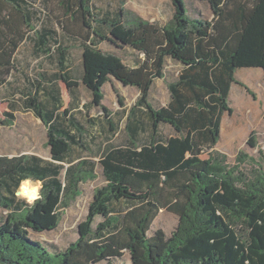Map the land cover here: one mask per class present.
Segmentation results:
<instances>
[{"label": "trees", "instance_id": "obj_1", "mask_svg": "<svg viewBox=\"0 0 264 264\" xmlns=\"http://www.w3.org/2000/svg\"><path fill=\"white\" fill-rule=\"evenodd\" d=\"M36 2L0 0V92L8 91L13 109L20 104L41 120L51 157L0 156V264H127L126 256L129 264H264L263 167L230 169L212 151L224 113L232 112L233 84L243 86L236 71L264 72V0H172L165 26L122 3L103 11L93 0H42L44 9ZM197 3L209 7L210 19L195 14ZM61 37L81 48L78 80ZM25 45L39 67L26 76L25 97L15 99ZM130 56L134 67L125 63ZM45 57L54 59L53 75L41 65ZM168 60L182 67L171 79ZM160 79L170 94L166 106L150 98ZM113 80L140 91L134 109L147 116L127 125V140L104 145L119 130L104 106ZM60 83L71 97L65 110ZM81 86L91 94L87 109L105 116L71 113ZM5 118L0 125H14L13 113ZM248 145L255 146L253 139ZM237 160L247 156L241 152ZM98 168L106 185L94 192L78 239L64 250L33 239L59 228L62 209L81 195L82 184L97 179ZM28 176L43 183L42 200L31 206L14 194ZM163 211L179 219L178 227L170 236L162 229L150 234Z\"/></svg>", "mask_w": 264, "mask_h": 264}, {"label": "rangeland", "instance_id": "obj_2", "mask_svg": "<svg viewBox=\"0 0 264 264\" xmlns=\"http://www.w3.org/2000/svg\"><path fill=\"white\" fill-rule=\"evenodd\" d=\"M121 3L125 5V10L160 26L167 25L174 15L172 0H93V5L103 11L117 9ZM35 6L39 9H44L42 0H37ZM194 7L199 13H195L196 9H194L191 11L192 14H201L205 19L212 17L211 11L206 4L197 3ZM45 19L48 20V14H46ZM51 22L54 23L53 20ZM53 27L57 28L60 35H63L57 26L54 25ZM61 40L64 41V45L67 47V53L70 56V71L74 78L78 80L81 73V48L74 41L66 40L63 37H61ZM36 59L38 58L33 55L31 46L25 45L19 54L20 73L16 74L18 75V81L16 80L14 82L15 99L25 97L22 91L29 87L26 76L36 75V69L39 67V62ZM49 59L46 57L41 59V65L45 67L48 75H53L56 71L54 59ZM175 70L176 67L170 69L172 72ZM263 76L264 72L259 68H243L236 71V78L243 86L233 84L229 102L232 112L224 113L221 138L215 149L212 150L214 153H219L226 157V165L230 169L236 170L239 167L241 171L249 173L253 169H258L259 166H262L264 170ZM60 87L65 105L68 107L71 102V97L63 83L60 84ZM153 91L160 103L167 101L168 86L166 81L157 82ZM7 92L6 90L0 92V120L5 121V113L10 112L14 114L15 122L13 126L0 125V156L13 157L21 154H34L45 159H50L51 154L50 148L47 145L48 138L45 126L31 112L23 111L20 104H18L16 110L13 109L8 101L10 96ZM78 97L85 103H88L91 98L84 86L80 87ZM136 97L137 93L135 89L122 86L113 89L111 84H109L106 88L104 106L111 113L120 107V100L130 105L135 101ZM83 107L87 117H94L95 115L97 117L98 115L105 116V113L100 109L88 110L86 106ZM80 117L83 118L84 115ZM97 130L99 132L100 128L97 127L96 130H93V133ZM250 139H253L254 147L248 145ZM241 152L247 156V161L242 164L237 160ZM203 158H209L208 154ZM105 185L106 182L102 176L101 168H98L97 179L82 184L81 195L72 201L68 208L62 209L59 228L53 232L42 234L32 233V238L47 245H55L60 250L66 249L78 239V226L87 219L89 204L94 192L96 189ZM119 209L123 210L124 207L120 206ZM3 212V210H0V221L5 219ZM101 221L102 219L98 217L95 225ZM178 224L179 219L175 215L163 211L154 221L150 234L162 229L170 236L178 227ZM125 262L129 264L128 256L125 257Z\"/></svg>", "mask_w": 264, "mask_h": 264}, {"label": "crops", "instance_id": "obj_3", "mask_svg": "<svg viewBox=\"0 0 264 264\" xmlns=\"http://www.w3.org/2000/svg\"><path fill=\"white\" fill-rule=\"evenodd\" d=\"M125 63L127 64V65H129V66H132V67H134L136 64H135V62H133V59H132V57L130 56V57H125ZM172 67H176V70L174 71V72H172V71H170V69L172 68ZM181 69H182V67L178 64V63H175V62H173V61H171V60H168L167 61V64H166V76H167V79H171V77H176L178 74H179V72L181 71ZM160 81H166L165 79H160V80H157L156 82H155V84L157 83V82H160ZM60 84H62V83H60ZM155 84H154V86H155ZM109 85V84H108ZM107 85V86H108ZM107 86L104 88V91H105V100H106V88H107ZM111 86H112V88L113 89H116V87H118V86H122V87H125V86H123L121 83H119V82H117V81H115V80H113L112 81V83H111ZM154 86H153V89H152V92H151V95H150V98H151V102L152 103H155V104H157V105H159V106H166L168 103H169V101H170V94H169V91H168V98H167V101L165 102V103H160L159 102V100H158V98L154 95ZM82 87V86H81ZM125 88H132V89H135V91H136V93H137V97H136V99H135V101L132 103V104H125L124 103V101L123 100H120V102H119V105H120V107H118L114 112H111L110 113V117L111 118H114V122L115 123H118L119 124V130L115 133V136H113V137H111L110 138V141H107L104 145H106V144H109V143H118V142H120V141H124V140H127L128 139V137H127V133H126V127H127V125H130V123L132 124V125H136V124H138L139 123V121H140V119L142 118V119H144L145 120V118H146V116H147V113H146V111H145V109L144 108H138V109H134V107L136 106V103H137V100H138V98H139V96H140V91L137 89V88H135V87H125ZM89 95H90V97H91V94L89 93ZM64 99V98H63ZM78 99H79V97H78V95L75 93V98H74V102H73V104L75 105L74 107H73V109H72V111H71V113H77V112H80V111H82L83 113L85 112V110H84V107L83 106H86V107H88V105H89V102H90V100H91V98L89 99V102L88 103H85L84 101H82V100H80V101H78ZM78 101V102H77ZM64 102H65V100H64ZM105 102V101H104ZM69 106H70V104H69ZM68 106V107H69ZM68 107H66V105H64V108H63V110H65L66 108H68ZM92 110V109H91ZM28 113H30V112H28ZM83 115H85V113L83 114ZM81 116V115H80ZM98 116H100V115H98ZM97 117V115H95L94 117H87L88 119L89 118H96ZM109 130V128H107L106 129V131H108ZM173 134V132H171L170 133V136ZM111 135V134H110ZM113 135V134H112ZM140 139L138 138V141H139ZM22 155V154H21ZM32 155H34V154H32ZM19 156V155H18ZM37 156V155H36ZM9 157V156H8ZM14 157V156H13ZM42 158V157H41ZM45 159V158H44ZM93 160H95V161H99V159H97V158H92ZM46 160H49V159H46ZM79 160H76L74 163H77Z\"/></svg>", "mask_w": 264, "mask_h": 264}, {"label": "clouds", "instance_id": "obj_4", "mask_svg": "<svg viewBox=\"0 0 264 264\" xmlns=\"http://www.w3.org/2000/svg\"><path fill=\"white\" fill-rule=\"evenodd\" d=\"M43 183L40 180H34L31 176L20 181L15 190L17 199L26 201L28 205H34L36 201L42 200L41 190Z\"/></svg>", "mask_w": 264, "mask_h": 264}]
</instances>
